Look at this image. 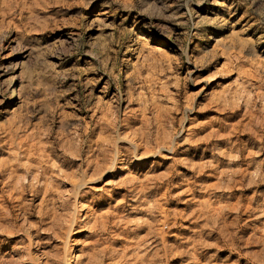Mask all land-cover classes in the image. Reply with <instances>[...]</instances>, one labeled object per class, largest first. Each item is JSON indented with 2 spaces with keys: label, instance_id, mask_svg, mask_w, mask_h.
<instances>
[{
  "label": "rangeland",
  "instance_id": "1",
  "mask_svg": "<svg viewBox=\"0 0 264 264\" xmlns=\"http://www.w3.org/2000/svg\"><path fill=\"white\" fill-rule=\"evenodd\" d=\"M68 249L264 264V0H0V264Z\"/></svg>",
  "mask_w": 264,
  "mask_h": 264
},
{
  "label": "bare ground",
  "instance_id": "2",
  "mask_svg": "<svg viewBox=\"0 0 264 264\" xmlns=\"http://www.w3.org/2000/svg\"><path fill=\"white\" fill-rule=\"evenodd\" d=\"M16 96H17V94L15 92V89H13L12 96H11L12 99L16 98ZM79 204H80L79 206H81V210H83L85 207L82 205L81 202ZM74 227H75V224L72 225V227L70 228V230H68V231H70V233H69L70 235H71V232L73 231ZM76 260H77V256H76V254H74V251L72 249L71 250L68 249L67 250V257L65 258V262L64 263L65 264H73V263L75 264L77 262Z\"/></svg>",
  "mask_w": 264,
  "mask_h": 264
}]
</instances>
